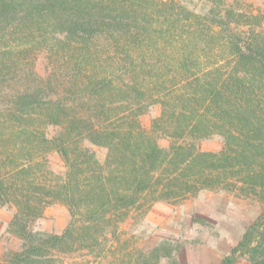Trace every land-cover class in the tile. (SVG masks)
<instances>
[{
  "label": "trees",
  "instance_id": "1",
  "mask_svg": "<svg viewBox=\"0 0 264 264\" xmlns=\"http://www.w3.org/2000/svg\"><path fill=\"white\" fill-rule=\"evenodd\" d=\"M153 104L147 130L140 117ZM213 135L220 150L197 148ZM201 190L263 204L218 264H264V11L240 0L199 10L0 0V207L13 208L6 230L21 242L0 264H68L112 245L113 264H180L169 241L143 251L119 228L132 210ZM53 203L69 211L64 229H33Z\"/></svg>",
  "mask_w": 264,
  "mask_h": 264
},
{
  "label": "rangeland",
  "instance_id": "2",
  "mask_svg": "<svg viewBox=\"0 0 264 264\" xmlns=\"http://www.w3.org/2000/svg\"><path fill=\"white\" fill-rule=\"evenodd\" d=\"M178 1L194 10L202 6V0ZM240 1L250 5L255 12L264 11V0ZM160 111L159 104L149 106L140 117L143 127L149 130ZM159 143L168 147L169 140L160 137ZM222 145L223 140L218 135L196 143L202 151H218ZM103 156L99 153L101 159ZM50 158L57 172L64 170L63 161L57 153H51ZM262 209L263 204L252 197L224 190H201L178 203L156 201L145 213L132 210L131 216L120 225V241L127 242L128 247L148 251L167 240L176 248L175 255L180 264H218ZM12 212V207H0V256L21 247L20 240L6 230ZM69 219L67 207L53 203L45 208L43 217L36 220L32 228L60 233ZM67 261L68 264H113V245L100 256L81 251L67 258ZM158 264H168V260L163 258ZM239 264L248 262L241 258Z\"/></svg>",
  "mask_w": 264,
  "mask_h": 264
},
{
  "label": "crops",
  "instance_id": "3",
  "mask_svg": "<svg viewBox=\"0 0 264 264\" xmlns=\"http://www.w3.org/2000/svg\"><path fill=\"white\" fill-rule=\"evenodd\" d=\"M11 217H12V215H11ZM11 217H10V219H11ZM10 220H8L7 222H9Z\"/></svg>",
  "mask_w": 264,
  "mask_h": 264
}]
</instances>
